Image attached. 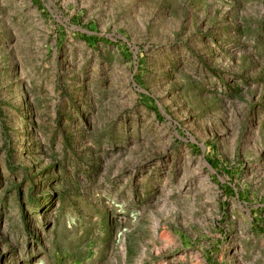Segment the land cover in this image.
<instances>
[{"label": "rangeland", "instance_id": "1", "mask_svg": "<svg viewBox=\"0 0 264 264\" xmlns=\"http://www.w3.org/2000/svg\"><path fill=\"white\" fill-rule=\"evenodd\" d=\"M0 264H264V0H0Z\"/></svg>", "mask_w": 264, "mask_h": 264}]
</instances>
